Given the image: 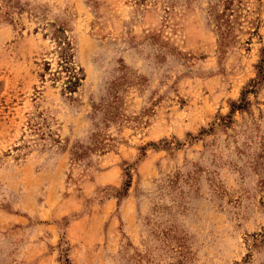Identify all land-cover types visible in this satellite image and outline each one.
Wrapping results in <instances>:
<instances>
[{
	"label": "rangeland",
	"instance_id": "374dc122",
	"mask_svg": "<svg viewBox=\"0 0 264 264\" xmlns=\"http://www.w3.org/2000/svg\"><path fill=\"white\" fill-rule=\"evenodd\" d=\"M263 48L264 0H0V264H264Z\"/></svg>",
	"mask_w": 264,
	"mask_h": 264
},
{
	"label": "trees",
	"instance_id": "16d2710c",
	"mask_svg": "<svg viewBox=\"0 0 264 264\" xmlns=\"http://www.w3.org/2000/svg\"><path fill=\"white\" fill-rule=\"evenodd\" d=\"M60 57L62 66L68 73L65 87L66 89H68V91L73 92L76 90L77 86L79 85L80 79L82 78L80 76L82 70L80 68L76 69V67L72 64L71 42L68 38H64L61 40ZM258 68L260 76L259 78H264V48L263 56ZM252 82V87L254 88L260 82V80H252ZM249 91L250 90L248 89L243 90L239 102L237 104H233L232 108H245L248 103L245 94Z\"/></svg>",
	"mask_w": 264,
	"mask_h": 264
}]
</instances>
